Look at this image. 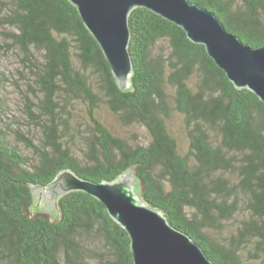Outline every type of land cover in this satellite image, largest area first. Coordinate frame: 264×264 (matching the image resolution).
Masks as SVG:
<instances>
[{"label":"trees","instance_id":"obj_1","mask_svg":"<svg viewBox=\"0 0 264 264\" xmlns=\"http://www.w3.org/2000/svg\"><path fill=\"white\" fill-rule=\"evenodd\" d=\"M191 1L214 12L245 43L264 45V0ZM129 24L134 71L123 90L69 0H9L0 14V26L15 28L7 33L11 45L34 68L37 100L25 95L26 108L43 133L36 144L21 120H5L10 116L0 69V118L6 124L0 127V264H91L96 240L106 264H134L128 232L91 195L62 196L54 218L35 209L32 185H45L66 168L96 182L132 169L143 200L216 264H244L245 251L250 258L264 254V102L238 89L205 46L176 24L146 8L134 9ZM161 39L167 50L152 55ZM76 102L90 120L80 139L82 155L66 118ZM101 104L122 125L144 126L149 141L130 143L113 134L96 115ZM176 113L189 141L185 152L168 124Z\"/></svg>","mask_w":264,"mask_h":264},{"label":"water","instance_id":"obj_2","mask_svg":"<svg viewBox=\"0 0 264 264\" xmlns=\"http://www.w3.org/2000/svg\"><path fill=\"white\" fill-rule=\"evenodd\" d=\"M100 45L118 85L126 90L134 71L129 18L146 8L181 27L238 88H247L264 102V45L251 46L230 32L216 14L191 0H69ZM138 178L128 169L113 181L96 182L72 169L60 171L45 185L32 186L35 209L54 218L59 199L74 191L102 202L128 232L134 264H216L189 234L174 227L162 211L146 203Z\"/></svg>","mask_w":264,"mask_h":264},{"label":"rangeland","instance_id":"obj_3","mask_svg":"<svg viewBox=\"0 0 264 264\" xmlns=\"http://www.w3.org/2000/svg\"><path fill=\"white\" fill-rule=\"evenodd\" d=\"M8 5L9 0H0V14L5 12ZM11 31H15V28L7 25L0 26V69L5 75L4 86H1V91L4 102L8 105L7 113L10 116L9 118L4 116V118L6 121L12 122L15 118L19 121L21 120V128L34 139L36 144H40L43 137L42 128L29 119L25 98V95H28L32 100H37L38 89L35 83L34 68L24 62L20 50L11 45L7 35ZM167 48V41L161 39L152 46V55L159 54L163 50H167ZM37 57L42 59L43 55L37 53ZM33 88L35 89L33 90ZM96 115L113 134L126 138L130 143H147L150 139V134L144 126L138 124L122 125L119 118L105 104L100 105ZM66 118L69 121V130L73 132L76 138V142L73 145L74 149L76 153L82 155V149L79 150V147H84L82 142H80L81 135L87 134L90 130V120L85 105L81 102H76V106L66 113ZM168 124L172 134L178 139L181 151L185 152L189 141L184 133L182 116L177 113L174 114ZM5 125V122L0 118V127H5ZM17 126V124H14V128ZM10 138L12 142L19 144L18 146L24 154L29 155L33 161L36 160V156L29 148L18 142L15 137L10 136ZM90 247L95 258L94 256H88L89 262L91 264H106L105 259L99 257L100 252L105 250L103 245L96 240L90 244ZM249 256L248 251H245L243 256L244 264H264V254L254 258Z\"/></svg>","mask_w":264,"mask_h":264}]
</instances>
